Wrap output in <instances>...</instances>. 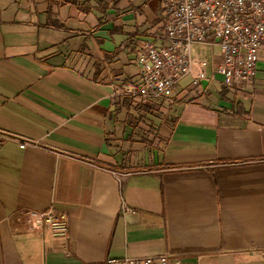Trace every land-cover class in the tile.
<instances>
[{
	"label": "crops",
	"instance_id": "0c3cea01",
	"mask_svg": "<svg viewBox=\"0 0 264 264\" xmlns=\"http://www.w3.org/2000/svg\"><path fill=\"white\" fill-rule=\"evenodd\" d=\"M165 1L0 0V131L96 165L0 141V264H264V51L239 89L190 76L168 101L119 95L164 44ZM50 208L67 237L17 220Z\"/></svg>",
	"mask_w": 264,
	"mask_h": 264
},
{
	"label": "built area",
	"instance_id": "2783aa9c",
	"mask_svg": "<svg viewBox=\"0 0 264 264\" xmlns=\"http://www.w3.org/2000/svg\"><path fill=\"white\" fill-rule=\"evenodd\" d=\"M164 44L146 43L138 55L141 82L128 86L119 95L135 104L168 101L186 77L198 92L215 76L227 88L239 89L255 78L264 51V0H166L164 4ZM194 46L208 48V55L196 58ZM199 56V57H200ZM212 72V76L208 75ZM0 141H13L96 166L90 158L50 147L38 140L0 131ZM18 222L28 232L67 237L69 221L53 208L21 211ZM105 264H187L171 254L149 257L109 258Z\"/></svg>",
	"mask_w": 264,
	"mask_h": 264
},
{
	"label": "rangeland",
	"instance_id": "374dc122",
	"mask_svg": "<svg viewBox=\"0 0 264 264\" xmlns=\"http://www.w3.org/2000/svg\"><path fill=\"white\" fill-rule=\"evenodd\" d=\"M193 53H194L196 58L197 57L201 58L200 55H203V57H205V55H207V53H208V48L204 47V46H194L193 47Z\"/></svg>",
	"mask_w": 264,
	"mask_h": 264
}]
</instances>
